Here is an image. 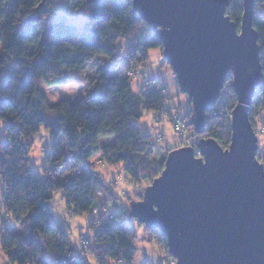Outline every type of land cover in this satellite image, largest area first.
Masks as SVG:
<instances>
[{
    "label": "trees",
    "instance_id": "16d2710c",
    "mask_svg": "<svg viewBox=\"0 0 264 264\" xmlns=\"http://www.w3.org/2000/svg\"><path fill=\"white\" fill-rule=\"evenodd\" d=\"M33 2L34 0H7V7L0 8V121H6L3 130L7 133V139L0 141V158L9 156L6 170L0 169V174L5 176L6 185L4 193L0 196V209L14 210L17 204L24 202L33 206L34 210L27 217L16 216L20 224L24 225L22 228L19 227L16 235L27 250V258L31 250L33 253L39 252L38 264H90L89 258H78L74 254L72 242L68 240L69 233L54 214L45 188L52 183L72 186L71 177L68 178L67 184L59 177V172L63 170L59 165L65 160L70 161L73 156H84L86 159L90 154L88 145L92 136L113 110L120 116L117 120L120 132L114 137L111 145L104 144L103 147L107 151H112L115 145L123 144L124 147L116 154L115 159L126 161L125 167L134 177L142 172L147 162L144 159L146 154L154 156L156 163L162 161L163 164L162 152L150 144L152 135L144 134L135 122L142 115V105L154 108L155 115L162 110L169 111L165 108L169 95L163 96L158 89L148 92L143 88L139 95H134L129 91L127 81L119 84L112 79L114 66L123 62L129 63V57L139 53L146 42L155 43L157 40L160 41V38L152 27L146 28L143 36L140 32L130 34L123 26L114 36H103L101 25L104 16L125 3L134 6L132 0H91L88 5L90 16L72 17L58 14L56 23H50L40 30H37V25L44 16L41 15L38 20L25 15V12L32 11ZM83 2L84 0H81V3ZM260 2L261 0H255L253 27L259 33V44H264V8L259 7ZM79 7L80 5L77 4V9ZM18 11L23 19L16 18ZM5 16L8 17L7 20L4 19ZM76 19L80 21L77 22ZM231 20L239 29L242 18L237 23L236 16L233 15ZM122 37L123 43H121ZM66 44L72 45L75 51L65 48ZM156 46L160 47L159 44ZM120 48L125 51H118ZM100 51L109 54L106 58L103 57L107 65L102 67L99 73L104 83L94 87L90 95L82 96L78 102L60 100L55 106L65 104L66 111L54 113L55 119L45 117V110L41 108L35 91L37 80L42 78L50 86L63 85L71 78V72L76 70L74 66H83L90 54ZM261 62L264 73V53L261 54ZM64 64L73 66L71 72L62 66ZM64 69L67 72L63 73ZM53 73V79L49 80L48 76ZM230 79L231 77L227 82ZM224 86L218 101L207 108L203 133L205 137L216 139L222 147L230 146L232 119L229 114L232 113L237 102L231 83ZM113 87L116 88V95L112 94ZM41 94L43 95V90ZM254 96L252 105L258 112L264 109V86L259 88ZM68 113H71L73 118L84 121L85 126L80 128L84 136L74 138L73 143L78 146L76 151H69L61 156L58 153L56 138L71 134V124L67 128L63 127L64 116ZM192 114L190 109L185 117L191 132L195 131ZM253 114L254 111L250 110V118ZM45 121L54 130V141L53 152L47 157L50 161L49 167L44 169L56 172V178L42 175L31 166L29 161L33 139L29 138L27 130ZM129 143L134 145V149L127 147ZM59 151H63L62 146ZM83 167L86 168V172L81 176L85 180L91 177L90 183L96 184L97 180L86 167V163ZM157 176L158 173L153 167L150 177L145 176V178L150 181ZM82 203L89 208L94 206V202L86 199ZM128 215L131 216L130 210ZM128 220L117 219L107 223L95 235L90 247L99 264H112L113 261H109V256L115 257L116 261L122 260L129 264L135 260V253L139 251V247L134 243V228ZM3 229L6 234L11 232L9 226H5V222ZM42 233H47L49 237L58 236L53 247L46 242Z\"/></svg>",
    "mask_w": 264,
    "mask_h": 264
},
{
    "label": "water",
    "instance_id": "95a60500",
    "mask_svg": "<svg viewBox=\"0 0 264 264\" xmlns=\"http://www.w3.org/2000/svg\"><path fill=\"white\" fill-rule=\"evenodd\" d=\"M132 2L166 46L164 58L192 101L196 132L204 133L207 108L229 77L237 103L229 148L203 137V158L191 147L172 150L161 176L132 203L131 217L167 233L174 264H264V168L258 165L264 163L253 159L259 140L250 118L254 95L264 86L255 0L245 5L251 30L246 25L244 33L243 18L239 29L236 24L235 34H244L239 39L221 19L222 0Z\"/></svg>",
    "mask_w": 264,
    "mask_h": 264
},
{
    "label": "clouds",
    "instance_id": "9594fccd",
    "mask_svg": "<svg viewBox=\"0 0 264 264\" xmlns=\"http://www.w3.org/2000/svg\"><path fill=\"white\" fill-rule=\"evenodd\" d=\"M91 0H34L32 4V11L25 12V15L29 17H34L39 20L40 16L43 15L44 18L39 20L37 25V30L45 28L50 23L57 22V9L63 7L65 15L72 17H80L82 15H91L89 12L88 5ZM77 4L80 5L77 9ZM247 0H222L221 4V19L225 20L227 24L233 26V31L235 34L236 23L231 22L233 15L236 16L237 23L241 18L244 19V33L245 27L250 29V21L247 15L249 9L245 6ZM231 5V7H229ZM7 7V0H0V8ZM260 8H264V0H261L259 4ZM227 12V17L225 13ZM243 13V15H241ZM16 18L23 19L20 12L16 14ZM5 20L8 19L7 16L4 17ZM125 27L126 30L131 33H139L144 31L146 28L151 27L146 17L137 10L134 6H129L127 3L119 8H115L104 16V22L101 25V31L104 37H111L118 33L121 27ZM259 29V25H257ZM251 30V29H250ZM256 34L257 39L259 38L258 32H253ZM244 35V34H243ZM237 36L236 38H241ZM36 43V41H33ZM121 43H123V37L121 38ZM255 46L259 49L257 53V63L261 58V54L264 53V44H258L256 39L254 41ZM159 44L160 47L156 45ZM165 45L162 41L157 40L155 43L146 42L139 53L132 54L129 57V63L122 65L118 75L128 82L129 91L134 95H139L142 91V72L141 69L148 65L153 64L159 65L162 58L165 56ZM65 48L71 49L72 45L66 44ZM118 51H125V49L120 48ZM109 54L103 51L97 52L96 54H90L85 60L86 66H74L76 70L71 72L73 66L67 64L62 65L64 68L71 72V78L69 81L61 86L64 92L68 93L70 96L81 95L87 97L90 95L91 90L94 87L100 86L104 83L103 78L100 76L101 66L105 62L104 59L98 60V56L107 57ZM139 62V63H138ZM167 67V65H165ZM54 73L48 76V79H53ZM256 88H259L257 86ZM43 90V95L41 94ZM176 87L173 86L171 91L176 92ZM36 95L40 100V106L44 110L50 113H63L66 111V105L61 104L60 106H55V103L60 100L61 91L54 89L48 85L46 80L42 78L36 82ZM112 94L116 95V88L113 87ZM111 99V97H110ZM50 105H53L50 107ZM81 111L83 109H80ZM142 115L139 117L140 122L148 121L150 124H154L153 114L155 109L152 107L144 106L141 107ZM261 117H264V109H260L255 116L258 135L260 140L256 143V150L253 153V159L256 155L264 158V123H261ZM173 118H175V113H173ZM120 119L118 113L114 110L110 111L105 122L98 126L91 141L88 145V154L86 159L84 156H73L71 162L65 160L59 167L63 168V172H59V177L63 178L65 184L69 177L72 179V186L66 187L57 185L55 183L46 186L45 191L49 195V203L53 211L61 213L64 218L68 221L70 228V233L68 240L69 242H79L76 235L77 225H81L80 231H84L83 226L89 227H99L102 222L100 219H96L93 225H88V219L90 216H98L101 212L105 215L110 211V206L113 203L116 204H130L132 201H136L141 198L142 190L145 189V185L148 183V179L145 176L150 177L153 171V166L156 165L154 156L145 155L144 159L147 161L142 169V172L137 176H132L129 174L128 169L125 167L126 161L115 159L116 154L119 153L123 144H117L113 147L112 151H107L104 147V141L106 139H111L117 137L120 132V127L117 124V120ZM167 128V140L154 137L157 140V146L167 142L169 145L174 143L173 128L172 124L168 120V116H164L161 121ZM178 123V122H177ZM72 125L71 134H67L61 137H57L58 140V153L63 156L69 151H76L77 145L73 143L74 138L83 137L84 133L80 131V128L84 127V121L73 118L71 113L64 116L63 127L67 128L68 125ZM79 125V127H77ZM182 127V125H179ZM28 136L35 142L31 143L30 152L35 156L36 163L39 165L41 163V158L45 157V150L41 145H45L48 141L53 139L54 130L45 121L39 122L34 127L29 128ZM23 135V134H22ZM50 146V145H49ZM60 146H62L63 151H59ZM128 148L134 149V145L129 143ZM255 160V159H254ZM256 161V160H255ZM162 163V161H160ZM85 163L89 164V169L95 176L97 183H90L91 177L85 180L81 176V169ZM257 163V162H256ZM258 164V163H257ZM262 168L264 165L258 164ZM47 167V165H46ZM42 175L51 176L53 178L57 177L56 172L51 170L41 169ZM88 200L94 202V206L89 208L84 206L82 201ZM67 201V203L65 202ZM33 206L27 202L23 204H17L15 209L4 208L3 211L8 217H11L19 227L24 225L20 224V221L16 219L17 215L27 217L31 211H33ZM78 213V214H77ZM134 243L138 245H143L146 242L147 247L151 252L152 262L156 264V261L160 259L162 261L163 257L167 255V247L169 242V237L167 233L162 230H153L145 223L134 219ZM45 237L46 242L49 243L50 247H53L58 236L49 237L47 233H42ZM19 242L15 240H9L7 238L0 239V264H9V249L12 247H19ZM27 259H23L22 264H38L39 252L33 253L29 250ZM89 259L92 260V264H96V256L92 253H88ZM109 261H113L114 264H123V261H116L115 257L109 256ZM135 259L138 262L141 259V252L137 251L135 253Z\"/></svg>",
    "mask_w": 264,
    "mask_h": 264
},
{
    "label": "rangeland",
    "instance_id": "374dc122",
    "mask_svg": "<svg viewBox=\"0 0 264 264\" xmlns=\"http://www.w3.org/2000/svg\"><path fill=\"white\" fill-rule=\"evenodd\" d=\"M58 2H61V0H58ZM57 13L59 15L60 14H65L63 7L58 8L57 9ZM76 21L79 22L80 20L76 19ZM97 59L100 60V59H104V58L102 56H98ZM154 63L155 62H153V64H148V65L144 66L143 70L141 69V72L142 73L146 72L148 75H150L152 67L157 68V66L160 67V69H159L160 71L163 70V69H166V68H167V70H169V75L166 77V79H165V77H164V79H161V78L157 79L156 78V81L158 80V82H156L154 79L150 78L152 80V82L155 84V86H156L157 83H161V82H165V84L167 85V89H168V91H167L168 94L167 95H169V98H168V101L165 104V108H167V110H169V111L162 110L161 112H166V113H168V115L170 114V116L172 118H173V113H175V118L176 119H182V120L185 119L186 114L190 111V109L192 107V101L189 98V95L187 93H185L184 91H182L181 88H179L178 83H177V78L175 77L174 71H173L172 67H170L169 63L164 60V57L162 58L161 63L159 65H155L154 66ZM125 64H127V63L123 62V63L113 67L114 72H113L112 79L115 80L119 84H123L124 82H126V80H124L123 78H121L118 75V72H119L121 66L125 65ZM106 65H107V63L105 61L103 63V65L101 66V68L105 67ZM165 65H167V67H165ZM83 66H86V65L84 64ZM63 71H64L63 73L67 72L65 69ZM148 78H149V76H148ZM230 83H232V78L226 84L229 85ZM61 86L62 85L50 86V87H52L54 89H58V90L61 91L60 100L66 99V100H70L72 103H75V102H78L80 100V98L82 97L81 95H76L74 97L70 96L68 93L63 91ZM173 86H175L176 89H177L175 93H173L171 91V88ZM142 87H143V84H142ZM59 101H57L55 104H57ZM51 106H53V105H50V107ZM44 115H45V117H49L50 119H55L56 118L54 113H50V112H48L46 110H45ZM155 116H157V115H155V113H154L153 114V120H154ZM253 116L255 118L256 115H253ZM135 123L138 124L141 127L142 132L144 134H151L152 138H154L157 135V133H159V130H161L163 128L161 125L158 126L156 123L150 124L148 121L140 122L139 120H136ZM252 123H253L254 129L258 133L257 124L254 122V120H252ZM261 123H264V117H261ZM5 124H6L5 120L0 121V141H4V140L7 139V133L5 132V130H3ZM172 128H173V136H174V143L173 144H177V142L180 139V135H179V133H177V131L175 129V126L173 124H172ZM193 132H196V131H193ZM196 133L199 134L198 132H196ZM199 135L201 136V138L205 137L203 134H199ZM258 140H260V136H259ZM53 141H54V138L51 139L50 141H48L45 145H41V147L45 150V157L41 158V163L39 165L36 163V159L37 158L35 156H33L31 154V152L29 153L30 164L38 172H41L42 168H46V165H47V167H49V164H50L49 162L50 161L47 160V157L50 154H52V152H53V150H52ZM34 142L35 141L33 140V143ZM113 142H114V138L106 139L104 141V144L111 145ZM165 143L159 145L158 147H160V146L164 147ZM172 146L173 145H171L170 147H172ZM223 148L226 149V148H229V146H226V147H223ZM8 160H9V156L8 155H5V156L0 158V169L1 170H3V171L6 170V168L8 167V164H9ZM258 160L264 163V158H262L261 156H259ZM69 162H71V160ZM86 167L89 169V164L88 163H86ZM63 171H64V169L62 170V172ZM85 172H86V168L82 167L81 175L83 173H85ZM41 174H42V172H41ZM4 177H5L4 174H0V196H2V194L5 191V187H6V185L4 184ZM150 184H152L151 180L148 181V183L145 185V189L142 190L140 199H138L136 201H132L130 204H125L124 205V211L126 213H129V210L132 209L131 205H132L133 202H138V201H140L142 199L143 193L145 192L146 188L148 186H150ZM53 212L57 216V218H58L59 222L61 223V225L66 228L68 233H70V228H69V225H68V221L64 218V216L61 213H58V212H55V211H53ZM133 221H134V219L131 218V216H129L128 222L133 225ZM4 222H5V226L6 227L9 226V228L11 229V232L8 233V234H6V232H4V229H3V223ZM91 222H92V216H90L89 219H88V225H91ZM81 227H82L81 225H79V224L77 225L76 235L78 237V241L79 242H72V248L74 249V254L78 258H86V252H85V249H84V246H83L82 239L86 238V237H93L94 234H93L92 227L83 226L84 227V231L83 232L80 231ZM18 230H19V226L16 225L14 220H12L8 216H5V212L3 211V209H0V239H3V236L5 237V235H6L7 239L18 241L19 245H20L19 247L10 248L13 251H9V257H10L9 264H22L23 259H27V250L25 249V246L22 244V242H20V239H18V237L16 235ZM147 243H150V241L146 242L143 245H138L136 243L138 245V247H139V251L141 252V259L138 262L135 259L132 264H153L151 252H150V250L147 247ZM87 258H89V257L87 256ZM89 260H90V264H92V260L91 259H89ZM175 260L176 259L172 255H170V253L168 251V247H167V255L165 257H163L162 261L160 259H158L156 261V264H174ZM96 264H99L97 259H96ZM112 264H114V262ZM123 264H129V263H127L126 261H123Z\"/></svg>",
    "mask_w": 264,
    "mask_h": 264
},
{
    "label": "built area",
    "instance_id": "2783aa9c",
    "mask_svg": "<svg viewBox=\"0 0 264 264\" xmlns=\"http://www.w3.org/2000/svg\"><path fill=\"white\" fill-rule=\"evenodd\" d=\"M144 33H145V31H141L140 35L143 36V35H145ZM142 82H143L142 88L145 89V91L150 92V91L158 89L159 92L163 96H166L168 94L167 93V91H168L167 85L164 82L157 83L155 86V84L152 82V80L150 78H148V76L146 74L142 75ZM250 107H251L250 110L254 111L253 115H257V109L255 107H253L252 104L250 105ZM165 115L168 116L169 122H171L175 126L177 133H179V135H180V139L177 142V144H171V145H173L172 147H170L171 145H169L167 142L165 143L164 147H162V146L158 147L157 146V140L155 138H152L150 144H152V146L155 149H160L159 151H161L162 156H164L163 157V160H164L163 164H161V162H160V163H156V165L153 166L154 169L158 173V176L156 178H159L161 176L162 172L164 171V169L166 168V166H165L166 160L168 159L169 153L172 150L180 149L182 147H191V148H194L195 154L197 157L203 158V154L201 153V151L199 149V145L201 143L200 141L202 138L196 132H193V131L191 132L188 129V123L185 119L182 120V119L172 118L170 116V114L168 115V113H166V112H159L158 115L154 117V121L158 126L161 125L163 128L161 130H159V133H157V135L155 137H158V138L163 139L165 141L167 140V128L164 124L161 123V121L163 120ZM231 115H232V113L229 114L230 119H231ZM253 115L251 116V119L254 120V122L256 123V120H255ZM177 122L179 123V125H182V127H179ZM257 136L259 138L258 134H257ZM154 180H151V182H153ZM124 205L125 204L113 203L110 206V211L106 215L101 212L98 216H92L91 225H93V222L96 219H100L102 222L99 224V227H92L93 234H94L93 237H86V238L82 239L83 246H84V249L86 252V258L88 256V253L91 252L90 246L92 245V243L94 241V237L100 231L102 226L106 225L107 223L117 221V219H119V220H128L129 219L128 213H126L124 211Z\"/></svg>",
    "mask_w": 264,
    "mask_h": 264
},
{
    "label": "crops",
    "instance_id": "0c3cea01",
    "mask_svg": "<svg viewBox=\"0 0 264 264\" xmlns=\"http://www.w3.org/2000/svg\"><path fill=\"white\" fill-rule=\"evenodd\" d=\"M152 67V66H151ZM160 69V67L159 66H157V68H155V67H152V70H151V73H150V78H152V79H154V80H156V78L157 79H164V77H165V79H166V77L169 75V70H167V68L166 69H163V70H159ZM9 236V235H8ZM4 238H7V236L5 235V237L3 236V239ZM21 242V241H20ZM23 244V243H22ZM137 245V244H136ZM138 246V245H137ZM9 251H13V250H11V249H9ZM89 263H90V260H89Z\"/></svg>",
    "mask_w": 264,
    "mask_h": 264
}]
</instances>
